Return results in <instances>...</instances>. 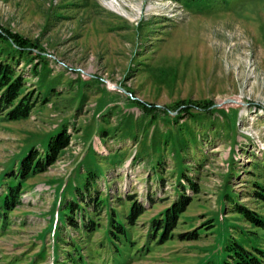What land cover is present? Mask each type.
Segmentation results:
<instances>
[{
	"label": "rangeland",
	"instance_id": "rangeland-1",
	"mask_svg": "<svg viewBox=\"0 0 264 264\" xmlns=\"http://www.w3.org/2000/svg\"><path fill=\"white\" fill-rule=\"evenodd\" d=\"M0 27L40 52L43 66L34 57L18 68L28 90L50 94L29 118L0 120V196L8 176L1 177L19 152L62 125L70 135L64 154L27 179L20 203L0 217V264H204L218 240L220 249L237 235L232 225L256 232L264 248L263 233L229 204L224 210L223 199L230 194L263 211L249 193L264 183V0H0ZM135 102L154 107L156 120ZM205 102L234 110L215 113L204 126L163 121V110ZM182 123L198 142L180 129L187 148L178 153L165 135ZM88 170L99 175L92 194L98 191L112 213L123 218L132 203L145 208L116 246L107 240L106 210L84 204L77 206L94 230L67 226L64 243L57 242L54 216L64 187L82 182ZM182 170L196 195L179 178ZM179 181L192 201L173 233L196 231L198 239L151 240L150 221L172 204ZM80 213L73 214L79 227ZM71 241L81 250H71ZM72 253L74 261L66 260Z\"/></svg>",
	"mask_w": 264,
	"mask_h": 264
},
{
	"label": "trees",
	"instance_id": "trees-1",
	"mask_svg": "<svg viewBox=\"0 0 264 264\" xmlns=\"http://www.w3.org/2000/svg\"><path fill=\"white\" fill-rule=\"evenodd\" d=\"M179 1L188 5L202 2V0ZM33 47L34 46L28 39L0 27V120H25L29 118L30 114L37 106H45L49 103L50 94L48 95L46 91H42L43 89H38L36 91L27 89L26 79L23 73L24 70L18 68L22 60L30 61L34 57L40 59L42 66L45 64L43 58L39 56L40 52L33 51ZM37 66L38 65L35 64L33 67L35 73H37ZM38 74L39 72L37 75ZM42 78H44V76H42ZM41 85L42 84H40V86ZM50 92H54V89H51ZM136 104L139 105V103ZM139 107H142L140 108L142 114L148 116L151 122L156 120V109L154 107L143 104H140ZM229 109L233 108L216 106L210 102L196 103L193 105L181 103V105H177L171 109L163 110V121L172 128H176V126H179L177 125L179 120L187 118L189 121L200 122V125L204 126L206 122L210 121L212 115L215 113L225 115L226 110ZM174 112H176V114H174ZM182 113L183 116L181 115ZM180 129H184L188 132L190 135L189 141L192 145L197 144L198 140L195 132L192 131L188 125H183V123L180 125L177 134L170 131V134L167 133L165 135V142L166 146L168 145L167 142H169L170 145H173L174 150L177 148L178 153H184L187 148V141H184V132H180ZM105 134L106 132H103L102 136ZM69 140L70 135L67 132V125H62L52 131L51 134L41 139L38 146L33 144L28 145V147L17 154L18 157L15 159V166L11 165L6 169L3 177H1V180H4V176H8L5 183V192L0 196L1 218L5 213L12 211L15 206L20 203L27 179L45 172L48 167L52 166L62 154H64L69 146ZM153 140L154 138H152V141ZM79 172H77V175ZM178 175L181 180L186 181L192 191V195H196L199 192L196 184L192 179L187 177L184 170H182L181 173L179 172ZM98 177V174L88 170L82 182H73L74 184L72 185L71 181H69L67 185H65L64 198L62 202L59 203L60 209L54 216L57 242L62 241L64 243L62 234L64 233V228L67 226L73 227L76 231L78 229H82L85 232H92L94 230L93 222H91L90 219H86L85 208L79 207V204L91 206L92 211H96L97 209L106 210V219L108 222V227L106 229L107 240L114 246H116L114 242H119L121 238L128 236L127 227L134 226L136 219L145 212V208L142 205L132 203L129 207L128 214L123 218L117 213H112L114 210L109 208V204L104 199L98 197V191L92 194V188ZM178 184L177 196L172 204L150 221L151 240L158 237L159 242L162 243L174 236H178L182 240L198 239L199 233L196 231L178 235H174L173 233L179 224L180 217L192 201L191 196L186 195L185 188L181 185L180 181ZM249 194L255 203L262 206L261 208H263V211L240 203L237 201L236 196L233 197L230 194L223 195V199L227 203L224 210H227L229 204L232 208L230 213L238 215V217L248 223L250 227L259 230L264 235V183L255 182ZM76 210L83 211V213H80V218L82 217L83 219L81 227L78 226L77 221L73 217ZM208 221L211 223L210 226H212L213 229L215 226L214 218L211 217ZM233 228L238 230L237 235H231L224 240L222 243L223 247L220 249L221 243L218 240L216 248L212 250V257L207 259L204 264H219L220 260H222L224 264H264V248L259 247L254 241L256 239V232H245L243 229H239V227L232 225L231 229ZM71 242V250H81L75 241ZM74 255L75 253H72L70 258L65 259H69L73 262Z\"/></svg>",
	"mask_w": 264,
	"mask_h": 264
},
{
	"label": "bare ground",
	"instance_id": "bare-ground-1",
	"mask_svg": "<svg viewBox=\"0 0 264 264\" xmlns=\"http://www.w3.org/2000/svg\"><path fill=\"white\" fill-rule=\"evenodd\" d=\"M109 7L112 8L113 10L116 9V7L118 8L119 7V3L117 1L113 2V3H110L109 4Z\"/></svg>",
	"mask_w": 264,
	"mask_h": 264
},
{
	"label": "water",
	"instance_id": "water-1",
	"mask_svg": "<svg viewBox=\"0 0 264 264\" xmlns=\"http://www.w3.org/2000/svg\"><path fill=\"white\" fill-rule=\"evenodd\" d=\"M228 102H230V101H228Z\"/></svg>",
	"mask_w": 264,
	"mask_h": 264
}]
</instances>
